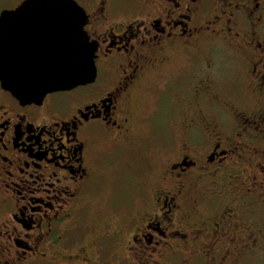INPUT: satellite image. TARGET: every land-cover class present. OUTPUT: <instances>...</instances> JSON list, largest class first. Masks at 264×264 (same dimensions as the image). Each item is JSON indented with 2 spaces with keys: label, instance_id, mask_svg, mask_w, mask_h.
Wrapping results in <instances>:
<instances>
[{
  "label": "flooded vegetation",
  "instance_id": "af4514ba",
  "mask_svg": "<svg viewBox=\"0 0 264 264\" xmlns=\"http://www.w3.org/2000/svg\"><path fill=\"white\" fill-rule=\"evenodd\" d=\"M24 1L0 0V13ZM72 1L93 80L39 104L0 87V264H256L264 0ZM197 54L184 138H163L170 155L147 165L141 94L163 82L164 97L178 56ZM104 182L125 197L94 202Z\"/></svg>",
  "mask_w": 264,
  "mask_h": 264
},
{
  "label": "water",
  "instance_id": "95a60500",
  "mask_svg": "<svg viewBox=\"0 0 264 264\" xmlns=\"http://www.w3.org/2000/svg\"><path fill=\"white\" fill-rule=\"evenodd\" d=\"M72 0H26L0 13V87L21 105L91 82L95 45Z\"/></svg>",
  "mask_w": 264,
  "mask_h": 264
},
{
  "label": "rangeland",
  "instance_id": "374dc122",
  "mask_svg": "<svg viewBox=\"0 0 264 264\" xmlns=\"http://www.w3.org/2000/svg\"><path fill=\"white\" fill-rule=\"evenodd\" d=\"M178 59V66L176 67V69L178 68L176 73L179 76L178 81H173L175 85L170 86L172 88L166 91V95L161 97L165 91L163 82H155L144 89L138 101L140 111L145 115L143 131L147 144L145 152V163L147 165L155 163L156 158L159 156L166 159L170 155L168 149L163 150L164 146L161 142L163 138H172L175 143H179V146L184 138L182 122L184 117L187 116V112H189V108L185 104V101L190 97L188 84L191 82V78L195 81L202 72V55L185 57L179 55ZM180 60H183V65L179 64ZM109 170L111 169L107 171L109 172ZM101 171L99 170L98 173ZM102 174L105 175L106 181L108 179L106 172L102 171ZM123 176L125 177V175ZM99 187V194L94 195V202L108 200L114 203L116 199H122V195L125 197L121 192V188L116 185L113 186L108 182H104ZM256 259V264H264V253H258ZM242 264L250 263L243 262Z\"/></svg>",
  "mask_w": 264,
  "mask_h": 264
}]
</instances>
